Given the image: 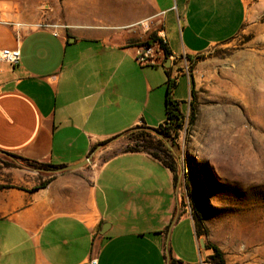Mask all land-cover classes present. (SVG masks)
Instances as JSON below:
<instances>
[{"label":"crops","instance_id":"crops-1","mask_svg":"<svg viewBox=\"0 0 264 264\" xmlns=\"http://www.w3.org/2000/svg\"><path fill=\"white\" fill-rule=\"evenodd\" d=\"M56 1L53 28L0 17V51L20 54L15 65L0 61V156L61 168L162 125L167 71L182 112L185 57L230 41L252 8H264V0ZM151 34L170 56L141 66L135 53ZM96 162L49 174L33 192L40 184L25 170H0L11 179L0 180V264H210L185 196L181 207L180 179L142 152L120 151L91 170Z\"/></svg>","mask_w":264,"mask_h":264},{"label":"rangeland","instance_id":"rangeland-1","mask_svg":"<svg viewBox=\"0 0 264 264\" xmlns=\"http://www.w3.org/2000/svg\"><path fill=\"white\" fill-rule=\"evenodd\" d=\"M56 4L0 0V17L54 26L47 14ZM185 62L181 71L193 82L194 95L188 100L187 76L177 77L184 124L167 143L179 160L181 206L186 200L191 212L200 213L206 231L201 239L221 251L225 264H264V8H252L233 39ZM127 137L98 158L94 154L90 162H97L88 167L96 170L131 145ZM6 160L12 165L0 163V170L23 169L28 181L41 184L49 175ZM0 180L11 182L4 175Z\"/></svg>","mask_w":264,"mask_h":264},{"label":"trees","instance_id":"trees-1","mask_svg":"<svg viewBox=\"0 0 264 264\" xmlns=\"http://www.w3.org/2000/svg\"><path fill=\"white\" fill-rule=\"evenodd\" d=\"M154 44H158L160 49L163 51L164 59H167L170 56V52L168 51L166 45L162 40L156 37L155 34H151L147 41L144 43H140V46H152ZM167 77L166 81V92H165V122L157 127L155 130L159 132L162 138L154 135L145 127H137L138 130H131L126 133L125 136H128L127 139L131 142V145H127V147L122 151L124 153H134V152H142L148 154L154 160L159 161L164 167H166L172 174L174 183L179 179L180 175V166L178 157L174 154L172 148L174 147L172 143H170L171 148L168 147L167 143L169 142V138L172 137V134L178 133L182 129L184 124V116L180 110L179 103L172 98V91L175 88V81L170 78V73L165 72ZM189 98H193V82L189 79ZM192 102V101H191ZM191 102L189 106L191 107ZM190 123L192 124L194 120V114H190ZM106 142L100 144V146H105ZM13 158L20 162L21 164H25L26 166L42 171L56 170L61 167L54 166L50 164L44 163H35L30 162L25 159H22L18 156H13ZM7 158L4 156H0V163L5 164V166L12 165L11 161H7ZM52 176V175H49ZM51 179V178H50ZM46 180L44 183H41L38 187H34L29 190V192H33L42 188L49 180ZM7 188L6 186L0 185V190ZM185 203H182L181 207H185ZM191 216L193 219L195 233L197 237L204 236L206 231L202 227V217L200 213L196 210L191 212ZM206 249L212 250V255L208 258L210 264H225L223 259V255L221 251L214 245L209 243H205Z\"/></svg>","mask_w":264,"mask_h":264},{"label":"built area","instance_id":"built-area-1","mask_svg":"<svg viewBox=\"0 0 264 264\" xmlns=\"http://www.w3.org/2000/svg\"><path fill=\"white\" fill-rule=\"evenodd\" d=\"M37 28H53L56 26H48V25H37L35 26ZM156 49L161 56H163V51L160 49L158 44H154L152 46H140L137 48L135 53V60L136 62L141 66H147V65H155L158 60L159 56L154 51ZM19 51H9V50H3L0 51V61L8 63L10 65H15L19 61ZM188 78V74H186ZM87 264H97V260L95 258H90L88 260Z\"/></svg>","mask_w":264,"mask_h":264},{"label":"water","instance_id":"water-1","mask_svg":"<svg viewBox=\"0 0 264 264\" xmlns=\"http://www.w3.org/2000/svg\"><path fill=\"white\" fill-rule=\"evenodd\" d=\"M138 130V129H135ZM148 131H150L151 133H153L154 135L158 136L159 138H162L161 134L159 132H157L155 129H147ZM122 136L119 137H115L114 139H112L110 142H114L117 141L118 139H120ZM108 143V142H107ZM168 145V144H167ZM169 147V145H168ZM170 148V147H169ZM8 158L12 159L11 157L8 156ZM91 157L88 156L84 161H82L81 163L75 165V166H71V167H63V168H59L56 170H49V171H45L46 173L50 174V175H55V174H59L62 172H66V171H70V170H76V169H80L86 165H88L90 163ZM200 244L201 246L204 248L205 247V242L204 240H200Z\"/></svg>","mask_w":264,"mask_h":264}]
</instances>
